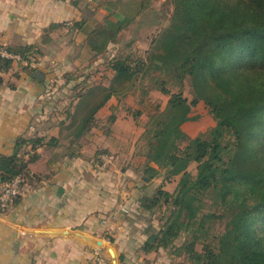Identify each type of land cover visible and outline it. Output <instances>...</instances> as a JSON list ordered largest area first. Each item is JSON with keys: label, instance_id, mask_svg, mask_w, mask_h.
I'll list each match as a JSON object with an SVG mask.
<instances>
[{"label": "trees", "instance_id": "trees-1", "mask_svg": "<svg viewBox=\"0 0 264 264\" xmlns=\"http://www.w3.org/2000/svg\"><path fill=\"white\" fill-rule=\"evenodd\" d=\"M98 1L107 11L102 25L82 19L71 28L97 59L150 9V0ZM168 1L172 11L158 13L144 56L110 60L109 86L78 92L71 125L83 133L111 97L134 91L136 81L142 96L152 89L166 96L139 137L141 173L162 178L140 200L156 224L147 228L142 252L167 251L177 264H264V0ZM0 47L27 65L42 56L37 46ZM11 67L0 58V72ZM64 79L75 80L70 74ZM200 103L215 125L191 138L182 125ZM141 115L138 110L134 117ZM41 141L19 138L12 155L0 156L2 183L29 173ZM171 183L174 188L166 189Z\"/></svg>", "mask_w": 264, "mask_h": 264}, {"label": "crops", "instance_id": "crops-1", "mask_svg": "<svg viewBox=\"0 0 264 264\" xmlns=\"http://www.w3.org/2000/svg\"><path fill=\"white\" fill-rule=\"evenodd\" d=\"M73 2L0 0V46H37L42 53L28 65L0 72V156L12 155L19 138L42 139L39 158L28 167L31 190L0 215V264H93L97 254L106 264H177L167 251L141 250L147 228L156 224L140 200L151 196L162 178L141 173L144 159L136 151L135 162L116 165L139 123L127 111L122 115L119 98L112 97L83 133L77 135L71 125L78 98L66 102L65 95L77 86L59 80L69 72L66 63L75 62L86 46L71 29L83 19V9ZM64 30L71 35L66 41L60 38ZM59 60L68 62L61 66ZM195 109L182 125L191 138L215 125L207 111Z\"/></svg>", "mask_w": 264, "mask_h": 264}, {"label": "rangeland", "instance_id": "rangeland-1", "mask_svg": "<svg viewBox=\"0 0 264 264\" xmlns=\"http://www.w3.org/2000/svg\"><path fill=\"white\" fill-rule=\"evenodd\" d=\"M72 2H78L80 4V8L83 9L80 18L87 19L90 23V26L99 28L103 21L104 17L107 13L103 7H101L102 1L98 0H71ZM73 2V3H74ZM149 10L145 12L144 15L140 16L134 23H132L127 29L121 32L120 42L117 45L109 46V52L103 57L93 59L88 56L89 52H87V47L81 46V49L84 48L83 52H80L79 58L75 62H68L67 60H59L61 62V66L66 63V68H68V74L72 76L73 81H70V84H76L77 88L71 91L67 90L65 95L66 102H75L77 99L78 92H86L87 89L93 86L104 85L105 87L109 86L111 79L113 77L114 72L112 71L109 63L110 60L118 57V55L123 54L131 55L132 59L138 58V56H144V52L148 49L149 39L150 37L157 31L156 23L157 15L160 13L164 17L169 15L172 11V6H170L168 0H150ZM159 14V15H160ZM114 21L118 23L121 20V17L115 13L112 16ZM164 21H166L164 19ZM71 23L66 28L69 29ZM63 36H61V40H67L71 38L69 30H64L62 32ZM80 37V36H79ZM129 44V46L127 45ZM89 51V50H88ZM75 55V54H74ZM74 57V56H73ZM32 61V60H31ZM58 62V63H59ZM77 64V65H76ZM70 67V68H69ZM76 67V68H75ZM71 69V70H69ZM66 71V69H65ZM63 75L62 80L58 79L59 82L63 83L65 81ZM146 83V82H145ZM135 89L130 93L126 94V96L119 98V106L122 110V115L127 113L134 118L133 123H139V127L132 129V137L127 140V145L122 147V158L116 161L117 167L122 166L125 167L126 163L124 161L128 159L129 161L135 162V159L131 158L132 153L139 150L140 142L138 140L139 131H143L144 123L147 121V116L152 112L156 105L161 108L165 106L167 102V97L161 95L156 90H149L147 95L142 96L141 90L138 87V81L135 82ZM146 85V84H145ZM89 87V88H88ZM112 98V97H111ZM118 97H113V99ZM118 100V99H117ZM139 111H141V118L138 120L134 115ZM200 113L206 112V108L203 104H199L195 111ZM109 111H106V115L109 114ZM105 115V114H104ZM139 128V129H138ZM129 133V132H128ZM130 141V142H129ZM138 141V145L134 146L135 142ZM131 143V144H130ZM137 143V142H136ZM128 161V162H129ZM109 160L106 159V163ZM128 172H131L130 170Z\"/></svg>", "mask_w": 264, "mask_h": 264}, {"label": "built area", "instance_id": "built-area-1", "mask_svg": "<svg viewBox=\"0 0 264 264\" xmlns=\"http://www.w3.org/2000/svg\"><path fill=\"white\" fill-rule=\"evenodd\" d=\"M0 58L8 60L12 64L25 63L20 55L2 47H0ZM33 180L34 176L27 173L25 175H18L9 182L2 183L0 181V215L8 211L14 205L15 200L31 190V182ZM93 264H106V260L100 254H97Z\"/></svg>", "mask_w": 264, "mask_h": 264}, {"label": "water", "instance_id": "water-1", "mask_svg": "<svg viewBox=\"0 0 264 264\" xmlns=\"http://www.w3.org/2000/svg\"><path fill=\"white\" fill-rule=\"evenodd\" d=\"M0 181H1V179H0Z\"/></svg>", "mask_w": 264, "mask_h": 264}]
</instances>
